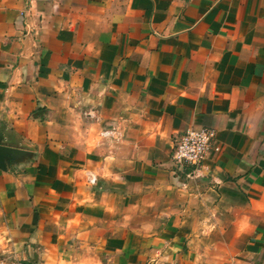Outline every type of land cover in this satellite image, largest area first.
I'll return each mask as SVG.
<instances>
[{
  "label": "crops",
  "instance_id": "0c3cea01",
  "mask_svg": "<svg viewBox=\"0 0 264 264\" xmlns=\"http://www.w3.org/2000/svg\"><path fill=\"white\" fill-rule=\"evenodd\" d=\"M0 148V264H264V0H0Z\"/></svg>",
  "mask_w": 264,
  "mask_h": 264
},
{
  "label": "built area",
  "instance_id": "2783aa9c",
  "mask_svg": "<svg viewBox=\"0 0 264 264\" xmlns=\"http://www.w3.org/2000/svg\"><path fill=\"white\" fill-rule=\"evenodd\" d=\"M214 142V130L208 127H191L180 134L174 141L170 158L179 169L196 170L207 158ZM90 183L96 179L92 175Z\"/></svg>",
  "mask_w": 264,
  "mask_h": 264
},
{
  "label": "water",
  "instance_id": "95a60500",
  "mask_svg": "<svg viewBox=\"0 0 264 264\" xmlns=\"http://www.w3.org/2000/svg\"><path fill=\"white\" fill-rule=\"evenodd\" d=\"M5 150L4 148H0V167H4V164H3V157L5 155Z\"/></svg>",
  "mask_w": 264,
  "mask_h": 264
},
{
  "label": "rangeland",
  "instance_id": "374dc122",
  "mask_svg": "<svg viewBox=\"0 0 264 264\" xmlns=\"http://www.w3.org/2000/svg\"><path fill=\"white\" fill-rule=\"evenodd\" d=\"M176 170L179 169L178 167H174Z\"/></svg>",
  "mask_w": 264,
  "mask_h": 264
}]
</instances>
